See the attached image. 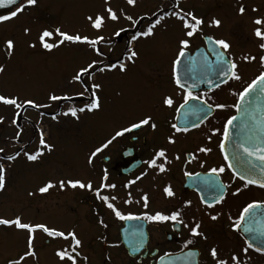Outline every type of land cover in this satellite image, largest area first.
Instances as JSON below:
<instances>
[{"label":"flooded vegetation","instance_id":"obj_1","mask_svg":"<svg viewBox=\"0 0 264 264\" xmlns=\"http://www.w3.org/2000/svg\"><path fill=\"white\" fill-rule=\"evenodd\" d=\"M202 1L206 3L191 5L188 9L203 20L199 31L189 38L188 55L192 57L196 49L205 46L204 37L223 38L230 44V48L224 54L229 61L236 63V72L241 79H232L229 74L228 78L224 80L226 83L221 82L218 87L207 88L202 84L197 89L190 90L193 99L204 104L199 106L201 104L195 103L188 116L183 117V120L180 119V123L183 121L186 124L195 119L200 122L196 124L198 125L196 127L189 124L177 126L180 129H188L177 132L172 128V125L177 124V109L185 102L184 92L178 89L172 81V61L170 64H166L164 58L154 57L149 66L138 65L145 80L151 81V86L159 84L166 78L172 81L176 91L173 105L168 107L162 104V98L167 95L166 89L155 91L149 90L150 87L140 91L136 97L147 95L152 100L154 96L158 95L153 100L151 108L153 112H157L158 116H151L152 119L148 125L125 132L120 144L115 142L116 144L111 145L110 149L97 153L94 157L95 164H90V167L94 166V172H92V168L88 167L91 171L88 175L85 167L86 172L83 169L78 173L79 179L82 181L92 182V190L66 187L55 196L49 197L48 203L42 210L43 213H47L48 209L59 204L77 206L81 218L86 222V227L82 232L77 233L78 238L82 241V247L78 249L80 252V256L77 258L78 264H181V257H178L177 254L186 249L192 251L190 258H196L197 264H215L210 255L212 247L217 249L220 258L229 260V264H231L230 257L233 253L238 255L241 264H264V253L256 252L255 248L249 249L247 253L241 251L245 246V239L237 228L232 227L247 203L253 200L264 201V188L256 185H249L245 188L244 181L237 176L234 177V173L227 167V161L220 149L224 124L228 117L235 113L239 92L261 71H264V66L261 65L259 59L264 55V50L258 46L264 41L254 35V29L258 25L253 23L257 18L264 20V0ZM22 2L23 0L20 1V3ZM40 2L42 1L38 0L35 6L26 7L23 12H31L34 15L40 11L39 6H43ZM241 4L246 9L243 15L238 12V7ZM198 6H201V10L197 9ZM188 7L181 5L179 0V3L168 8L169 10L161 7V4L148 13L136 9L132 16L136 21L135 26L131 21L130 26L122 32L120 38H128L136 31L145 30L147 24L154 23L165 12L169 13L166 17H170L171 11L180 12L182 10L183 13H186L188 11L185 8ZM254 8L257 11H253ZM174 18L176 19V17ZM214 18L221 21L219 27L211 24ZM178 22L180 21L178 20ZM208 26L217 27L221 38L209 35L205 31ZM261 27L264 31V26ZM245 56L256 59L245 61ZM208 58L209 61L214 60L212 54H208ZM101 61L112 63L117 60L102 56ZM218 92L219 94H217ZM148 97L146 98L149 99ZM232 98H234L233 101ZM83 99L85 98L83 97ZM83 99L79 97V102L85 101ZM216 104H224L227 107L218 109L215 108ZM197 109L200 110L197 111ZM151 124L162 126L159 136L156 131H153ZM213 129L218 131L213 132ZM173 133L175 137L172 135ZM167 134L168 136L165 137ZM169 137L173 142H169ZM154 143H158L159 146L153 147ZM201 148H208L211 151L201 152L199 151ZM159 149L165 150L166 160L157 158V164L165 165L166 171L164 172L148 166V162ZM177 157L179 158L177 159ZM222 165L225 166L224 172L210 173L209 169ZM122 171L127 173L124 174ZM105 173L108 177L105 183L115 184L116 187L102 189L100 194L108 196L110 201L111 197H116L111 202L122 213L139 217L143 221V233L137 226L129 228L126 235H123L122 228L126 219L116 218L112 210L96 197L94 190L99 188L101 177ZM137 177L140 178L137 179ZM193 177L196 178L192 179ZM209 180H215L217 185L224 187L225 198L220 203H215L214 198L217 196V191L205 183ZM129 181H134V183L129 184ZM166 186L171 187L174 196L165 195L163 189ZM237 188L241 189L239 193H236ZM200 192L206 195V200L212 203L213 207L209 208L201 202ZM233 193L236 194L233 195ZM144 194L148 196L147 208L144 207V202L141 199ZM230 199L233 201L239 199L237 206L230 207ZM126 200L130 202L125 203ZM187 201L191 203L188 204ZM177 210L181 213L180 219L183 223L178 224L171 220L155 222L143 217L145 212L154 214L159 211L170 214ZM213 215L217 216L216 220L211 219ZM197 223L200 225L198 231L202 235L192 236L190 229ZM184 225H188V227ZM60 239L62 240L60 248L68 247L71 243L70 240ZM189 240L191 243H186ZM48 241L46 240L45 243L47 244ZM63 264H70V262L65 260Z\"/></svg>","mask_w":264,"mask_h":264},{"label":"rangeland","instance_id":"obj_2","mask_svg":"<svg viewBox=\"0 0 264 264\" xmlns=\"http://www.w3.org/2000/svg\"><path fill=\"white\" fill-rule=\"evenodd\" d=\"M41 1L45 8L39 6L40 11L34 15L31 12H23L0 23V65L4 66V71L0 72V94L15 95L20 100L33 99L41 105H49L39 109L25 105L22 109H16L0 103V117L4 118L0 121V148L4 149L0 157L21 152L10 166L9 162L0 159V163H4L7 169L6 187L0 192V218L12 219L19 215L23 222L44 223L61 231L73 229L79 233L86 227V222L81 218L76 205L59 204L48 209L47 213L42 212L48 203L47 199L66 188L60 190L54 187L46 194H40L36 189L49 179L54 183L59 179H79L78 173L83 169L86 172V168L89 175L91 171L88 167L95 164L94 157L91 163L88 162L89 157L97 147H101L109 140L112 142L102 148V151L110 149L115 142L120 144L124 134L112 139L117 131L129 127L131 123L138 122L146 115L158 116L157 112L151 109L153 100L158 95L152 100L147 95L136 96L140 91L151 87L149 90L166 89V94L173 99L176 92L174 84L166 78L159 83L160 85L151 86V81L145 80L138 65L149 66L154 57H162L166 64H170L175 58L178 39L183 38L182 25L173 16L166 17L156 26L153 36L133 41V49L137 51L138 56L134 62L125 59L126 72L121 73L118 69L104 73L94 72L93 80L102 85L97 93L100 96L101 108L93 112H78V119L70 114L65 116L63 113L70 107L83 106L89 97L87 94L77 95L84 91V85L72 82L71 77L80 66H86L93 59L101 61L102 56L97 57L87 44L65 42L51 51L45 50L38 43V34L45 27L50 30L59 27L70 34L78 32L90 38L100 35L105 39L96 47L104 53L103 57L118 60L122 58L130 37L120 38L122 32L119 36L113 33L130 26L131 21L127 20L126 16H133L136 9L148 13L159 4L164 8H172L179 0H135L134 5H128L127 0ZM200 3L206 2L180 0L181 5L189 6L185 8L186 11L191 5ZM107 7L117 12L116 21L107 19L105 12ZM197 9L201 10V6ZM97 13L105 16V24L100 30L93 29L86 19L88 16L94 17ZM25 28L29 29L28 33H25ZM205 31L209 35L221 38L217 27L208 26ZM7 39H12L15 43V51L11 57L7 55L5 49L4 42ZM56 39L54 36L49 42H55ZM30 44H36V47H29ZM84 79L85 83L93 82L87 77ZM49 94L68 95L77 101L74 104L63 102L59 105L61 100L49 101ZM79 97L82 99L84 97L85 101L79 103ZM53 116L56 118L53 119ZM14 118L15 125L12 123ZM38 124H44L47 134L44 138L52 145V149L51 151L45 149L37 161H28L23 152L31 153L40 147L41 130L38 129ZM161 127L156 125L153 129L158 136L161 134ZM18 130L22 131L20 136L16 137ZM172 135L175 137L174 133ZM167 136L168 134L165 135ZM157 144L154 143L152 146L156 148L159 146ZM90 168L94 172V166ZM29 192H33L34 195L29 196ZM238 200L230 199L229 206H237ZM34 235L36 258H26L22 264H61L55 253L60 248L62 240L48 237L39 230ZM26 238L25 230L0 225V264H8L9 259H18V255L26 250ZM46 240H49L47 244Z\"/></svg>","mask_w":264,"mask_h":264},{"label":"snow or ice","instance_id":"obj_3","mask_svg":"<svg viewBox=\"0 0 264 264\" xmlns=\"http://www.w3.org/2000/svg\"><path fill=\"white\" fill-rule=\"evenodd\" d=\"M18 3V0H0V7H6L8 5H15ZM38 3V0H23L22 3H19L18 7H15L14 11H10L9 15H0V22L10 20L12 18H15L19 13H22L26 7L28 6H35ZM128 5H134L135 0H127ZM245 6L241 4L238 7L239 14L243 15L245 13ZM253 11H257V9H253ZM105 12L107 14V19L116 21L118 19L117 12H115L111 7H107L105 9ZM169 13L165 12L163 15H161L159 18L155 20L154 23H150L147 28L143 31H136L134 34L131 35L128 43L126 44V60L130 62H134L135 58H137L138 53L132 48V42L137 41L139 38H146L151 37L154 35V29L157 25L161 23V21L168 16ZM171 16L176 17L177 20L181 22L182 30H183V38L178 39V48L175 54V58L171 62V73H172V81L175 84V86L182 90L184 92V104H182L180 107L183 108L187 104L189 99H193V94L190 90H188L190 87H195V85L188 86L186 85L185 81L181 78L179 74V67L182 63V60L184 56L186 55V50L189 48L190 40L189 38L193 37L194 34H196L200 26L203 24L202 18L197 17L193 12L188 11L186 13H183L181 10L180 12H177L175 10L171 11ZM127 20L132 21L133 25L135 26L136 21L133 20L132 16H126ZM86 19L90 22L91 27L96 30L102 29V27L105 24V16L97 13L94 17L88 16ZM255 25H258L254 29V35L259 38L261 41H264V31H262V27L264 26V20L261 18H257L253 21ZM212 25H215L217 27L220 26L221 21L219 19H212L211 21ZM25 33L29 32L28 28L24 29ZM125 29L121 28L118 29L113 34L116 36H119L121 32H124ZM56 37L57 39L55 42H49L53 37ZM105 38L103 36L97 35L94 38H90L87 35H81L80 33L70 34L67 31L61 30V28L56 27L54 29H49L47 27L43 28L39 34H38V43L40 44L41 48L51 51L54 48H57L61 45H63L65 42L71 43V44H87L90 46L95 55L97 57L103 56L104 53L101 51L100 48L96 47L99 42H102ZM206 42L213 45V47L210 49V51L215 55L218 62L224 60V52L230 48V44L223 38L221 39H215L211 36L206 37ZM5 49L6 53L9 57H11L15 51V43L12 39H7L5 42ZM259 48L261 50H264V42H261L259 45ZM29 47L35 48L36 44H30ZM223 50V51H222ZM255 57L245 56L244 60H254ZM260 63L262 66H264V55L260 56ZM237 65L234 62L229 61L227 65L221 64L218 68V75L221 76H227L231 75L232 79L240 80L241 77L236 72ZM114 69H118L119 72L124 73L127 71L126 62L125 60L118 59L116 62L108 63L104 61H100L97 59H93L90 62L86 64V66H80L79 69L75 72V74L71 77L72 82L81 83L84 85V91H81L77 93V95L84 96L85 94L88 95L89 99L83 103V106L76 108V107H70L66 112L63 114L65 116L71 115L72 117H75L78 119L77 113H83L85 111L87 112H93L94 110H99L101 108V102H100V96L97 94L99 90H101L102 85L98 82H95L93 80V73L98 71L100 73L112 71ZM4 71V66L0 65V72ZM85 77H87L88 80H92L93 82L88 84L85 83ZM222 83H226V81H221ZM209 84L212 83L211 80L208 81ZM260 85L259 91L261 93H264V71H261L259 75H257L254 79L251 80L250 83L247 84L246 87L243 88L241 92H239V100L237 105L235 107L240 106V102L244 100V98L252 92L257 85ZM217 87L219 85H216ZM71 97L68 95L59 96L55 94H49L48 100L49 101H59V100H70ZM0 103L4 105H10L13 106L16 109H22L25 105L31 106L33 108H41V107H48L49 105H41L34 101L33 99H23L20 100L18 96L15 95H4L0 94ZM174 101L171 96L165 95L162 98V104L166 105L168 107H171L173 105ZM211 107V106H209ZM227 107V105L224 104H216L215 108L223 109ZM180 109H177L179 111ZM200 109H197L199 111ZM53 119L56 117L53 116ZM4 118L0 117V121H2ZM151 116H144L143 118L139 119L138 122L131 123L129 127H125L121 129L120 131H117L115 133V136L112 139H115V137L122 136L125 132H129L132 129L140 128L143 125H148L151 121ZM236 119L235 116H230L226 120L223 128V139L220 142V149L223 152L224 151V141L228 139L229 136V126L233 124V121ZM12 123L16 124V119L14 118L12 120ZM198 125L193 124V127H196ZM151 127L154 129L156 127L155 124H151ZM172 128L175 129L177 132L179 131H187V128L180 129L176 126V124L172 125ZM22 130H18L16 132V137H19ZM218 131L217 129H213V132ZM211 139V137H209ZM112 141L109 140L105 144L101 145V147H97L90 155L89 157V163L92 162V157H95L97 153L101 152L102 148L107 147L108 144H110ZM169 142H173L171 137H169ZM39 145L35 151L29 153V152H23V155L27 158L28 161H37L38 158L43 155V152L45 149L51 151L52 145L48 144L44 138L43 132H40V138H39ZM239 148L242 149L243 153L247 155V157H255L258 161L264 162V142H258L255 144H252L251 146H248L244 143H241L239 145ZM201 152H209L211 149L208 148H201L199 149ZM4 149L0 148V153H3ZM21 155L20 151L15 152L11 155H6L3 157H0V159H4L7 162H9V166L11 165V162H14L19 156ZM157 158H165V150L159 149L155 152L152 159L148 162V166L150 168L155 167L160 172L166 171L165 165L163 163L157 164ZM179 157H177L178 159ZM225 161L229 159L228 155H224ZM246 165L251 164V161H246ZM227 167L229 169H234L235 166L231 163L227 164ZM259 167V176H256L252 172V168ZM210 173L217 174L222 173L225 171V166L222 165L220 167H213L209 169ZM6 172L7 169L5 167L4 163H0V190H4L6 187ZM141 175H144V173H141ZM238 176V178L242 181H244V187H248L249 185H256L260 188H264V163H261L259 166L257 165H251V167H245L244 174L234 172V177ZM107 173H105L101 177V182L99 188H96L95 195L98 199L103 201L107 208L111 209L113 214L116 218L120 220L125 219H139V217L133 216L131 214H124L122 213L114 203L111 201H114L116 197L108 196H102L101 190L105 188H115V184H108L105 183L107 181ZM140 177H137L139 179ZM129 184L134 183V181H129ZM210 188L217 191V196L214 198L215 203H220L225 198V190L224 187L221 185H217L215 180H209L205 182ZM127 187V185H125ZM58 187L60 190L65 189L66 187L76 189H89L92 190V182L87 181L84 182L81 179H59L53 182V180L49 179L45 181L42 186H39L36 189V192L40 194H46L49 192L50 189ZM164 193L168 197L174 196V192L172 191L170 186H166L163 189ZM241 191L240 188L236 189V193H239ZM236 193H233L235 195ZM29 196H33V192L28 193ZM141 199L144 202V207L147 208L148 206V196L147 194H144ZM130 201H125V203H129ZM202 203H205L209 208L213 207L212 203H209L206 199L202 198ZM186 203L190 204V201H187ZM261 205H264V201H257L253 200L249 203H247L242 210L239 213L238 218L235 220V222L232 224V227L239 228L241 226V222L245 221L246 219L249 221L248 225H245V231L252 232L253 229L250 226L251 223L257 222L255 221V217L260 214L264 215V210H261L259 213L257 212L258 209H261ZM218 215V214H217ZM181 213L179 210L173 211L170 214H164L162 212H155L154 214H148L145 212L143 214L144 219L149 221H155V222H164V221H174L178 224L183 223V221L180 219ZM212 220H216L217 216L213 215L211 216ZM258 223V222H257ZM0 225L4 226H14L16 229L19 230H25L27 232V238H26V250L18 255V259H9L8 264H22L23 261L26 260V258H36V252L34 251V239H35V233L37 230L42 231L45 233L48 237L53 238H62L64 240H70L71 243L68 247L64 248H58L56 250L55 255L61 261V264L65 260L69 261L70 264H78L77 258L80 256V252L78 251L79 248L82 247V241L80 238H78L77 233L74 230H69L67 232L58 230L54 227H49L44 223H27L22 221V217L17 215L15 218L12 219H5L0 218ZM185 227H188V225H184ZM200 225L199 223L195 224V226L191 227L190 233L192 236H201L202 233L198 231ZM264 231V229H262ZM206 239V237H205ZM186 243H191V241H186ZM253 248V243H250L248 240H245V246L242 248L243 253H247L249 249ZM135 250V249H134ZM256 252L264 253V247H256ZM210 255L215 261V264H229V260L223 259L219 257L218 251L215 247H212L210 250ZM86 259V258H85ZM163 259V257H161ZM231 264H241L240 259L237 254L233 253L230 257Z\"/></svg>","mask_w":264,"mask_h":264},{"label":"water","instance_id":"obj_4","mask_svg":"<svg viewBox=\"0 0 264 264\" xmlns=\"http://www.w3.org/2000/svg\"><path fill=\"white\" fill-rule=\"evenodd\" d=\"M19 2L20 0H18V3ZM17 4L0 7V15H5ZM205 43L206 48H198L194 51L192 57L189 56V52L186 51V55L179 67L180 76L185 81L186 85H195V87H190L188 90H195L202 84L206 87L216 85L222 81L223 78L225 79V77H227L217 74L218 68L221 64L227 65V58L224 56V60L218 62L215 55L210 51L213 45L206 42V37ZM207 53H212L215 57L213 62L208 60ZM209 80L212 81L211 84L208 83ZM259 89L260 85L258 84L256 88L250 92L242 102H240V106L236 107V112L233 115L236 119L233 121V124L229 126V136L228 139L224 141L223 154H227L229 157L227 164L231 163L235 166L234 169H230L233 173L237 172L244 174L245 167L250 168L251 165L259 166L261 163H264L258 161L255 157H247L242 149L239 148L241 143L251 146L252 144L257 143L258 140L259 142H264V93H261ZM195 103L203 104V102L191 99L187 102L185 107L179 108L180 110L178 111L176 118L178 127L190 124H185L183 121L180 123V119L183 120V117L188 116ZM199 121L200 120L197 119L193 120L191 123L197 124ZM246 161H251V164L246 165ZM252 172L254 175L259 176V167L252 168ZM194 178L196 177H193L192 179ZM200 194L202 198L206 199V195H203L201 192ZM261 210H264V205H261V209H258L257 212L259 213ZM255 221L258 223L253 222L250 225L253 229L252 232L245 231V225L249 224L247 219L241 222V226L237 228V230L245 240L253 243V248L264 247V231H262V229H264V215L258 214L255 217ZM137 226L140 229H143V222L139 219L126 220L123 228L124 235H126V231L129 230V228H135ZM191 255L192 251L188 249L177 254L178 257H181V264H196V258L192 260L190 258Z\"/></svg>","mask_w":264,"mask_h":264},{"label":"trees","instance_id":"obj_5","mask_svg":"<svg viewBox=\"0 0 264 264\" xmlns=\"http://www.w3.org/2000/svg\"><path fill=\"white\" fill-rule=\"evenodd\" d=\"M75 100L74 99H72V102H74Z\"/></svg>","mask_w":264,"mask_h":264}]
</instances>
